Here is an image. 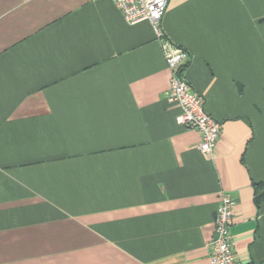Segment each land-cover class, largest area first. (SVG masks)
Segmentation results:
<instances>
[{"label":"crops","instance_id":"0c3cea01","mask_svg":"<svg viewBox=\"0 0 264 264\" xmlns=\"http://www.w3.org/2000/svg\"><path fill=\"white\" fill-rule=\"evenodd\" d=\"M166 38L222 125L177 122L162 42L112 0H0V264H210L221 194L264 264V0H169Z\"/></svg>","mask_w":264,"mask_h":264},{"label":"built area","instance_id":"2783aa9c","mask_svg":"<svg viewBox=\"0 0 264 264\" xmlns=\"http://www.w3.org/2000/svg\"><path fill=\"white\" fill-rule=\"evenodd\" d=\"M126 22L130 24L149 22L156 37L162 42L170 84L167 93L169 103L180 107L177 118L179 125L196 130L201 136L199 149L212 155L216 149L222 125L205 108V98L194 92L184 78L182 71L189 62V54L170 42L164 33L162 21L166 15L169 0H112ZM235 201L229 193H222L215 217V238L208 244L210 264H241L235 254L234 240L230 235L233 224Z\"/></svg>","mask_w":264,"mask_h":264},{"label":"trees","instance_id":"16d2710c","mask_svg":"<svg viewBox=\"0 0 264 264\" xmlns=\"http://www.w3.org/2000/svg\"><path fill=\"white\" fill-rule=\"evenodd\" d=\"M260 198H263L264 199V193L260 195Z\"/></svg>","mask_w":264,"mask_h":264}]
</instances>
